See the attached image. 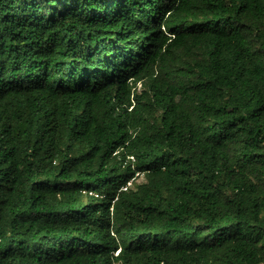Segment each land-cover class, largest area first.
Returning <instances> with one entry per match:
<instances>
[{"label":"trees","instance_id":"trees-1","mask_svg":"<svg viewBox=\"0 0 264 264\" xmlns=\"http://www.w3.org/2000/svg\"><path fill=\"white\" fill-rule=\"evenodd\" d=\"M0 264H264V0H0Z\"/></svg>","mask_w":264,"mask_h":264},{"label":"built area","instance_id":"built-area-1","mask_svg":"<svg viewBox=\"0 0 264 264\" xmlns=\"http://www.w3.org/2000/svg\"><path fill=\"white\" fill-rule=\"evenodd\" d=\"M120 153V151H117L116 153H115V155H118ZM135 162V158L133 157V156H127V158H126V162H125V165L127 164V163H131V164H133ZM143 178V175L142 174H139V173H137L136 175H135V178H133L130 182H128V184H127V187H132V185H133V182L135 181V180H137L138 178ZM127 188L125 187V188H123V190H126ZM93 193H90V195H92ZM96 197H98V195L97 194H94Z\"/></svg>","mask_w":264,"mask_h":264},{"label":"rangeland","instance_id":"rangeland-1","mask_svg":"<svg viewBox=\"0 0 264 264\" xmlns=\"http://www.w3.org/2000/svg\"><path fill=\"white\" fill-rule=\"evenodd\" d=\"M140 89V85L138 86V90ZM144 179L141 177V178H138L137 180H135L134 182H133V185L132 186H134L135 184H137L138 182H142Z\"/></svg>","mask_w":264,"mask_h":264}]
</instances>
